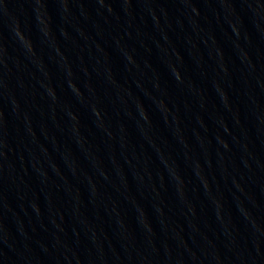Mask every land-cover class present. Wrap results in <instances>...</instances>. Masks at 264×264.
Returning <instances> with one entry per match:
<instances>
[{
	"label": "water",
	"instance_id": "water-1",
	"mask_svg": "<svg viewBox=\"0 0 264 264\" xmlns=\"http://www.w3.org/2000/svg\"><path fill=\"white\" fill-rule=\"evenodd\" d=\"M0 264H264V0H0Z\"/></svg>",
	"mask_w": 264,
	"mask_h": 264
}]
</instances>
